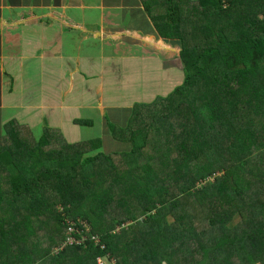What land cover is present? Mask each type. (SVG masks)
<instances>
[{
	"label": "trees",
	"instance_id": "trees-1",
	"mask_svg": "<svg viewBox=\"0 0 264 264\" xmlns=\"http://www.w3.org/2000/svg\"><path fill=\"white\" fill-rule=\"evenodd\" d=\"M193 1L141 0L180 48L184 82L136 104L126 128L109 123L129 152L7 124L0 264H264V0ZM63 214L87 220L106 248L56 253Z\"/></svg>",
	"mask_w": 264,
	"mask_h": 264
},
{
	"label": "crops",
	"instance_id": "crops-1",
	"mask_svg": "<svg viewBox=\"0 0 264 264\" xmlns=\"http://www.w3.org/2000/svg\"><path fill=\"white\" fill-rule=\"evenodd\" d=\"M178 49L141 0H0V138L17 121L34 140L49 127L77 143L95 119L100 151L129 152L109 123L126 128L136 104L183 84Z\"/></svg>",
	"mask_w": 264,
	"mask_h": 264
},
{
	"label": "built area",
	"instance_id": "built-area-1",
	"mask_svg": "<svg viewBox=\"0 0 264 264\" xmlns=\"http://www.w3.org/2000/svg\"><path fill=\"white\" fill-rule=\"evenodd\" d=\"M61 211L65 212L62 207ZM62 216H64L63 225L65 226V239L61 246L55 250L56 253L66 247H86L88 244H92L95 247L100 248V250H104L106 248V245L101 241V237L93 232L92 226L87 220L82 218L71 219L66 214H63ZM114 233H116V230ZM109 258V255L106 257L98 256L96 258V262L97 264H117L115 259Z\"/></svg>",
	"mask_w": 264,
	"mask_h": 264
},
{
	"label": "rangeland",
	"instance_id": "rangeland-1",
	"mask_svg": "<svg viewBox=\"0 0 264 264\" xmlns=\"http://www.w3.org/2000/svg\"><path fill=\"white\" fill-rule=\"evenodd\" d=\"M193 2H196V0H194ZM178 50H180V48ZM110 120H111V118H110ZM89 121H91V120H89ZM91 122H92V125H84L86 132L83 134V136H80L82 139H91L92 140V139H95V138H100V136H101V127H100V125L97 123V120H95V119H93ZM39 129H41V128H39ZM41 136L42 135H38V136L35 135L34 137H35L36 140H38V138L41 137ZM110 137H113V136H110ZM66 140L69 143L68 139H66ZM118 141H120V140H118ZM107 147L108 148H104V149L101 150L106 155L112 154V153H118L117 152L118 149L117 148H114L112 145H107ZM127 147L128 146H126V148ZM95 153L97 154L98 151L95 152ZM119 228L120 227H118V228L115 229L116 230V233H118V229ZM119 231H120V229H119Z\"/></svg>",
	"mask_w": 264,
	"mask_h": 264
},
{
	"label": "clouds",
	"instance_id": "clouds-1",
	"mask_svg": "<svg viewBox=\"0 0 264 264\" xmlns=\"http://www.w3.org/2000/svg\"><path fill=\"white\" fill-rule=\"evenodd\" d=\"M91 225V224H90ZM93 229V228H92Z\"/></svg>",
	"mask_w": 264,
	"mask_h": 264
}]
</instances>
